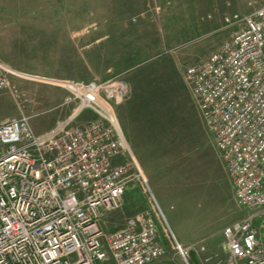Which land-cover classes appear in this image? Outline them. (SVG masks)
<instances>
[{"label":"rangeland","instance_id":"1","mask_svg":"<svg viewBox=\"0 0 264 264\" xmlns=\"http://www.w3.org/2000/svg\"><path fill=\"white\" fill-rule=\"evenodd\" d=\"M264 0H0V62L12 69L0 91V121L26 115L36 134L74 110L62 105L66 80L116 75L128 92L115 118L142 177L132 180L118 208L104 210V235L149 210L163 254L151 264H230L225 226L251 213L239 206L225 159L216 147L185 79L244 15ZM95 114L84 109L71 123ZM259 224H262L257 220ZM263 226V224H262Z\"/></svg>","mask_w":264,"mask_h":264},{"label":"built area","instance_id":"2","mask_svg":"<svg viewBox=\"0 0 264 264\" xmlns=\"http://www.w3.org/2000/svg\"><path fill=\"white\" fill-rule=\"evenodd\" d=\"M224 21L233 33L187 66L185 79L237 204L251 210L223 229L229 263L264 264V5ZM8 74L0 62V91ZM62 85L61 104L74 110L49 131L36 134L26 115L0 121V264H151L163 248L149 210L108 235L100 228L102 212L118 208L127 185L140 179L133 162H119L130 150L114 104L127 84L116 75ZM84 109L95 118L73 126ZM142 183L148 191L143 176Z\"/></svg>","mask_w":264,"mask_h":264},{"label":"bare ground","instance_id":"3","mask_svg":"<svg viewBox=\"0 0 264 264\" xmlns=\"http://www.w3.org/2000/svg\"><path fill=\"white\" fill-rule=\"evenodd\" d=\"M3 64V63H2ZM4 65V64H3ZM7 69H8V72H9V74H8V78H9V75L12 73V69H10L8 66H6V65H4ZM63 84V83H62ZM61 84V86L63 87V85ZM64 88V87H63ZM114 114H115V109H114ZM19 117V116H18ZM125 160V159H124ZM119 162H124V161H119ZM128 162H130V161H128ZM133 171H135V172H137V173H139L140 174V177H142V175H141V172H140V170L138 169V166H137V164H136V162L134 161V159H133ZM239 206H241V205H239ZM243 207V206H242ZM244 208H246V207H244Z\"/></svg>","mask_w":264,"mask_h":264},{"label":"water","instance_id":"4","mask_svg":"<svg viewBox=\"0 0 264 264\" xmlns=\"http://www.w3.org/2000/svg\"><path fill=\"white\" fill-rule=\"evenodd\" d=\"M189 255H190V258H191L193 264H197L198 263V259H197V257H196V255H195L193 250L189 251Z\"/></svg>","mask_w":264,"mask_h":264}]
</instances>
